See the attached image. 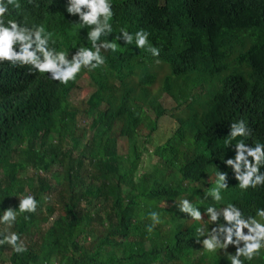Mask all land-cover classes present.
Returning <instances> with one entry per match:
<instances>
[{"label": "trees", "instance_id": "trees-1", "mask_svg": "<svg viewBox=\"0 0 264 264\" xmlns=\"http://www.w3.org/2000/svg\"><path fill=\"white\" fill-rule=\"evenodd\" d=\"M111 2L112 32L101 39L144 30L159 57L117 40L116 52L102 50L104 66L82 69L67 86L29 74L27 66L0 64V216L18 210L26 195L38 201L34 213L0 223V239L16 232L28 249L16 254L0 246V264H230L235 247L207 253L195 242L203 239L196 229L216 226L207 219L211 205L233 204L245 217L264 209V186L240 190L224 163L238 140L264 144V0ZM19 3L7 18L44 24L51 46L69 60L91 47L89 29L66 12L68 0ZM156 66L167 70L154 94ZM83 77L91 93L74 103ZM163 94L186 116L176 117L172 135L147 153L166 113ZM238 120L251 135L230 140ZM119 138L126 141L122 154ZM145 154L155 161L139 172ZM218 171L227 173L228 187L216 203L209 193ZM184 199L205 213L203 221L179 211ZM151 212L162 222L148 231ZM244 264H264V249Z\"/></svg>", "mask_w": 264, "mask_h": 264}, {"label": "clouds", "instance_id": "clouds-1", "mask_svg": "<svg viewBox=\"0 0 264 264\" xmlns=\"http://www.w3.org/2000/svg\"><path fill=\"white\" fill-rule=\"evenodd\" d=\"M10 7L19 9L21 4L19 0H0V64L7 63L13 67L27 66L29 74L33 71L42 75L48 74L49 79L64 86L74 82L82 69L94 71L104 66L106 59L102 55V50L116 52L120 47L117 40L122 39L125 44H132L134 41L136 48L145 49L153 57L160 55V49L149 44V33L144 30H139L133 35L121 29L115 41L101 39L112 32L110 21L114 11L111 0H68L66 12L79 18L77 24L80 28L89 29L86 38L91 42V47L79 48L70 60L67 58V51L57 50L51 46L55 43L53 33L47 31L44 24L28 26L27 23L16 19H8L7 17L11 15ZM156 62L159 63V60ZM250 135L251 130L246 127L243 120L230 124L228 135L230 140ZM234 148V158H229L224 163L234 173L240 190L264 186V173L260 171L264 166V144L249 146L241 139ZM227 187V173L218 171L215 187L209 193L214 202L219 203L223 200L222 191ZM37 207L36 198L33 195H26L19 199L18 210L8 208L3 211L0 223L11 226L18 215L34 213ZM179 211L187 214L193 221L204 220L205 213L202 214L200 209L187 199L180 202ZM206 214L216 226L211 230L203 227L196 229L198 237L203 239H197L195 242L200 244L205 252L215 253L222 249L227 253L231 245L236 250L234 254L228 253L230 264H244L245 260L252 261L259 255L261 249H264V209H258L255 217H245L233 204H227L219 209L211 205L206 209ZM149 215L153 223L148 231H152L155 225L162 221L156 212ZM221 218L223 223H218ZM5 244L16 254L28 250L16 232H10L0 239V246Z\"/></svg>", "mask_w": 264, "mask_h": 264}, {"label": "rangeland", "instance_id": "rangeland-1", "mask_svg": "<svg viewBox=\"0 0 264 264\" xmlns=\"http://www.w3.org/2000/svg\"><path fill=\"white\" fill-rule=\"evenodd\" d=\"M166 67L165 66H156L153 68V72L157 75L155 83L150 87V90L152 93L158 92V89L160 88V79L162 76L166 73ZM91 90L88 88L86 78H81L77 82V91L75 96H73V102L80 101L82 99H85L90 95ZM162 108L166 109V113L162 115L158 120L156 121V131L151 136V144H148L146 146V151L149 153V151H152L156 145L163 144L176 130L178 124L176 121V117H184L186 116V112L183 107H177V105L165 94H163L160 98V101ZM151 116V113L149 114ZM153 117V115H152ZM117 152L119 154L126 152V141L124 138H119L117 140ZM148 154H145L142 156L140 165L141 170L139 172H142L146 169V163H149L150 165L154 163L155 158L154 157H147ZM258 218V217H257ZM209 219V218H207ZM259 219V218H258ZM205 221L210 224V221ZM236 249H234L235 251ZM223 253H226L224 250H222ZM230 252V250H227V253Z\"/></svg>", "mask_w": 264, "mask_h": 264}]
</instances>
